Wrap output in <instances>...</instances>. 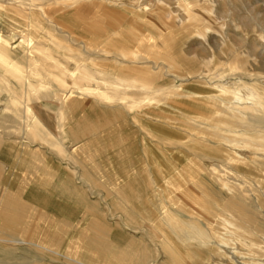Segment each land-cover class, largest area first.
Masks as SVG:
<instances>
[{
    "label": "rangeland",
    "instance_id": "374dc122",
    "mask_svg": "<svg viewBox=\"0 0 264 264\" xmlns=\"http://www.w3.org/2000/svg\"><path fill=\"white\" fill-rule=\"evenodd\" d=\"M68 3L69 0L49 2L42 6L43 14L27 17L24 23L12 24V19L2 15L0 19H9L6 24L17 30L0 25V32L9 36V42L20 43L9 45V52L23 56L15 48L30 50L33 56L46 58L50 64L54 63L53 57L44 50L52 48L54 41L81 60L86 56L76 47L85 43L88 59L92 60L88 62L89 68L99 73V79L118 82L114 88L119 91L105 97H112L107 101L120 98L121 104L99 99L98 105H87L88 112L95 107V114L101 107L111 120L103 126V132L86 139L98 154L102 149L106 151L104 154L117 149L127 151L130 143L128 163L120 164L114 173L103 174H108L113 185L122 187L129 198L133 196L126 180L129 176H137L146 188L140 199L128 202L138 209L140 221L120 232L127 236L130 250L125 244H112V236L118 233L119 218L111 204L122 201L101 190L102 184L95 178L99 192L92 194L85 190L95 208L86 207V215L78 217L87 219V226L80 232L106 243L98 264L99 261L100 264H140L132 261L133 252L146 256L143 264H264V235L255 236L261 248L247 242L250 246L247 250L238 244L237 254H229L227 248L215 245L214 237H211L213 245L193 241L197 229L202 228L215 237H228L226 221L232 220L224 210L233 207L227 202L224 181L240 192L241 198H233L235 204L252 210L248 218L255 224H264V108L242 107L249 114L237 117L232 112L236 105L230 104L237 90L244 95L252 89L262 95L264 102V33L249 22L253 19L264 27L261 22H264V0H85L78 9L68 8ZM143 4L150 8L148 12H142ZM84 26L93 31L82 33ZM54 27L69 33L71 38L58 34ZM117 33L125 34L118 36L127 47H123L124 53L130 50L136 58L145 61L125 67L124 62L115 60L117 47L105 44ZM61 58L57 60L67 63ZM69 65L70 69L74 62L69 61ZM21 72L24 81L33 83L32 87L27 83L35 97L28 98V107L33 113L42 114L52 131L54 112L47 105H66L67 95L60 93L56 99L46 98L48 82L38 83L35 76H29L27 67L22 66ZM70 79L65 75V84L71 88L70 97L76 100V87ZM100 90L107 92L108 88L101 83ZM28 95L33 97L32 93ZM5 96L0 94L2 100ZM79 98L82 102L91 100L83 95ZM222 122H226L227 132V124L231 125V134L217 133L224 127ZM247 125L254 132L243 136L236 132ZM108 135L113 142L117 139L128 142H100ZM224 138L229 142L224 143ZM65 147L73 158L76 146ZM40 152L44 154L43 150ZM31 155L29 147L22 149L13 172L11 166L3 169L6 171L3 180L7 176V180L16 183L22 176V163L30 160ZM48 156L60 160L52 157L51 152ZM88 163L99 164V158H88ZM63 168L59 169L62 174L71 170L74 175L75 167ZM115 176L125 181L117 182ZM245 202L249 204L245 206ZM140 203L147 204L142 209ZM240 206L236 210L241 211ZM246 230L252 231V227ZM162 241L169 242L167 248L162 246ZM92 246L94 251L98 248ZM42 256L52 258L42 264H70L65 259L54 260V255ZM66 257L75 259L76 255L66 254ZM89 260L94 262L97 257Z\"/></svg>",
    "mask_w": 264,
    "mask_h": 264
},
{
    "label": "crops",
    "instance_id": "0c3cea01",
    "mask_svg": "<svg viewBox=\"0 0 264 264\" xmlns=\"http://www.w3.org/2000/svg\"><path fill=\"white\" fill-rule=\"evenodd\" d=\"M53 1L57 0H0V18L4 15L13 20L11 21L12 24L24 23L27 17L31 19L36 16L35 14H43L42 6ZM84 1L69 0L67 7L78 9ZM9 19H0V25L5 29L17 30L6 24ZM54 28L58 34L61 33L71 38L69 33L61 32L57 27ZM21 29H24V27ZM94 29H98V27ZM89 31L93 30L87 29L86 26L82 28V33L88 34ZM120 35L125 34L117 33L105 45L117 47L115 50L117 59L115 60L124 62L125 67L129 65L135 66L133 58L136 54L135 52H130V50L124 53V48L127 47L119 39L118 36ZM128 35L129 37H134L130 33ZM9 39L8 35H3L0 32V94L5 93L6 95L3 100L0 98V103H2L0 106V264H42L46 262L45 259H48L44 258L42 254L46 256L54 255V260L65 259L70 264H98V259H102V255L106 251V243L88 236L84 232L81 233L82 227L87 226V219L84 217L78 218L86 215L88 212L86 207L95 208V204L87 199L85 193V190H90L92 194L95 191L99 192V188L94 185V178L103 186L104 184L107 185V187L100 185L101 190L106 191L108 195H114L116 199L122 201V203L115 201L111 204L113 211L118 213L116 216L119 218V226L122 227H117L118 233L112 236V244H125L130 250L129 246L131 245H128L127 236L125 233L120 232L130 228L129 226L132 224L136 225L140 221L141 214L136 212L138 209L134 208V204H129L128 202L131 199H140L146 187L142 185L140 179L136 178L137 176L128 177L126 175L128 177L126 180H128L127 182L133 192V198H129L122 187L113 185L108 174H103L106 171L114 173L120 164L126 165L128 163L130 160L128 158L129 153H131L130 143H128L127 151L117 149L113 153L104 154L106 151L102 149L98 154L97 151L94 152L92 147L90 148L89 143L91 141L86 139L91 135L100 134L105 129L103 126L110 124L109 121L104 123L103 126L101 125L99 115H102V113L106 114L101 107H99L101 109H99V113L95 114V107L88 112L87 105H98L99 99H105V103L119 102L121 104V101H118L121 100L120 98L115 99L114 101L116 102H114L106 100L112 99V97H105L110 93L113 94L119 91L114 88L115 85H118V82L115 83L116 81L111 80V83L106 82L103 77L99 79V73L96 70L95 73L92 68H89L88 62L92 60L88 59V45L85 43H79L76 47L78 51L86 56L84 60H81L76 57L78 55L72 54L69 49L54 41L52 48H45L44 50V53L53 57L54 63L50 64L46 58L33 56L30 50L15 48L23 53V56L22 54L9 52V45L17 46L20 44L17 41L9 42ZM132 39L135 41V38ZM61 57L65 58L67 63L64 64L57 60ZM21 61L24 63L22 66L27 67L29 76H35L38 83L43 84L46 83L45 81L51 83H46L49 85L46 98L56 99V95L60 93L67 95L66 105H47L54 112V128L52 131L42 114L33 113L27 105L28 98L32 99L35 97L28 86L30 84L32 87L33 83H28L27 80L24 81L23 73L21 72L22 66L18 64ZM69 61L74 62L70 69L68 67ZM26 64L27 66H25ZM65 75L71 78V84L76 87L74 91L77 96L76 100L70 97L71 88L65 84ZM116 78L121 77L117 75ZM135 78L132 76V79ZM101 83L106 85L108 88L107 92L99 91V84ZM29 93H32L33 97H28ZM49 94H51L50 97ZM81 95L89 97L91 100L82 102L79 98ZM60 98L58 97L59 101H61ZM17 105L21 106L18 107ZM127 109H131V107L128 106ZM107 115L110 114L107 113ZM222 123L224 127L220 128L217 133L223 132V135L224 133L231 134V129L229 128L231 125L227 124V132L226 122ZM99 128H101V131L96 132ZM109 136L111 135H108L100 142H113ZM224 140V143L229 142L227 138H224ZM127 142L117 139L113 143ZM69 144L76 146L73 158L69 157L65 147ZM35 145L40 147L34 148ZM25 147H29L32 155L30 160L22 163V176L20 175L16 179V183L15 181L12 182L11 179L7 180V176L3 180L2 175L6 173L3 169L5 166H11V171L13 172L17 158ZM40 150H43L44 154ZM49 152H51L52 157L57 156L60 160L57 161L55 158H50L48 156ZM88 158H97V160L99 158V164H89ZM101 158L103 159L102 162L100 161ZM69 166L75 167V170H73L74 175H71V170L69 173L66 172L64 174L60 172V168L64 169L63 167ZM126 167L129 166L127 165ZM223 172L227 174L224 169ZM114 179L117 182L125 181V178L119 176H115ZM142 187L144 188L142 189ZM146 204L140 203L139 206L143 209ZM70 232L73 233L71 234ZM198 235L199 233L196 231L193 238L197 239ZM183 236L185 237L184 234ZM168 243L167 241H162V246L167 248ZM92 245L98 248L94 251L90 248L93 247ZM98 250L99 252H97ZM66 254H75L76 258H67ZM133 254H135L132 257L133 262L140 264L145 262V255L142 253L138 254V252H133ZM90 257H97V260L92 262L89 260Z\"/></svg>",
    "mask_w": 264,
    "mask_h": 264
},
{
    "label": "bare ground",
    "instance_id": "6f19581e",
    "mask_svg": "<svg viewBox=\"0 0 264 264\" xmlns=\"http://www.w3.org/2000/svg\"><path fill=\"white\" fill-rule=\"evenodd\" d=\"M157 1H159V0H157ZM140 7L142 9V12H148L150 10V8L146 4L145 5L143 4ZM249 22L251 24V27H254V29L257 28L262 33H264L263 24H258L257 22H254L253 19H249ZM261 22L264 23L263 21H261ZM133 60H134V62H137V61L141 62V61H145V58L140 59L138 57L137 58L135 57V58H133ZM122 82H124V81L122 80ZM246 90H248V89H246ZM118 101H122V100H118ZM262 101H263L262 95L261 94H257V91L254 92L253 89L252 90H248L247 93L244 94V95L240 93V90L239 91L237 90L236 97H234L233 99H230V104L236 105L233 108V110H232L233 115H236L238 117L239 115H243L244 116V115L249 114L248 113L249 110L248 109H243L244 107L248 108V107H252V106L255 107L256 106V107H261L263 109L264 108V102H262ZM110 119L111 118L109 117V115H107V113L106 114L102 113V115H99V121H100L102 126H103L104 123L109 122ZM231 131L233 132V128L232 127H231ZM236 132H238V134L243 136V135L248 134L249 132H254V131H253L252 127L247 125V126H245V128L239 129ZM234 143H236V142H234ZM249 143L252 145V142H249ZM252 147H254V146L252 145ZM223 185H224L223 189L226 191V195L229 196V198L226 197L227 198V202H230V205H232V207H233V209L231 207L230 208L226 207L225 208L226 210H224L225 213L227 212L229 214L230 219L232 220L231 222L230 221H226V231H227V234H228V235L227 234L226 235L228 237L227 238L215 237V236L209 234L207 231H205L202 228L203 230L202 229H197V233H199V235H198L197 239L196 238L194 239V242H196V243H198L200 245L202 244L204 246L205 245H209V244L213 245L212 244L213 240H211L212 239L211 237H214L217 240V242H214L215 245H218L219 247H221L223 249L227 248L229 250V252H228L229 254L230 253L231 254H237L238 253V250L235 249V246H237L238 244L240 246L244 247L247 250L250 249L249 245H253L254 247L261 248L259 246V244L257 242V238L255 236H257V235L263 236L264 235V233H263L264 224L263 223L255 224L252 221V219L248 218V216L250 214H252V210L251 209L250 210L244 209L243 206L235 204V200L233 199L234 197L241 198L240 192H235V189L233 187L229 186V184L227 182H225V181H224ZM247 192H249L248 196L251 199L252 196L250 195V190L247 191ZM137 194H139V193L137 192ZM230 196H232V198ZM253 196H255V195H253ZM248 204H249V202H247V203L245 202L244 205L247 206ZM251 205H252V203H251ZM239 206L242 208L241 211L240 210H236V208H238ZM250 227H252V231L249 230L250 231L249 232L246 229H249ZM247 242L249 243V245L247 244ZM96 245L98 246L97 243H96Z\"/></svg>",
    "mask_w": 264,
    "mask_h": 264
}]
</instances>
